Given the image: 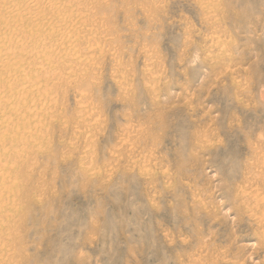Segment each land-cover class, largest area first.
Returning <instances> with one entry per match:
<instances>
[{
    "label": "rangeland",
    "instance_id": "374dc122",
    "mask_svg": "<svg viewBox=\"0 0 264 264\" xmlns=\"http://www.w3.org/2000/svg\"><path fill=\"white\" fill-rule=\"evenodd\" d=\"M41 1L0 0V264H264V0Z\"/></svg>",
    "mask_w": 264,
    "mask_h": 264
},
{
    "label": "bare ground",
    "instance_id": "6f19581e",
    "mask_svg": "<svg viewBox=\"0 0 264 264\" xmlns=\"http://www.w3.org/2000/svg\"><path fill=\"white\" fill-rule=\"evenodd\" d=\"M5 1H6V0H5ZM8 1H9V0H8ZM15 1H16V0H15ZM15 1L13 0L14 4H13V2H12L11 4H13V5H18V4L15 3ZM35 1H37V0H34V2H35ZM38 1H39V0H38ZM42 1H43V0H42ZM42 1H41V2H42ZM50 1H51V0H50ZM260 1L262 2V0H260ZM3 2H4V1H3ZM19 2H20V1H19ZM6 3H8V2H6ZM35 3H36V2H35ZM4 4H5V3H4ZM42 4H43V3H42ZM44 4H45V3H44ZM47 4H48V3H47ZM0 5H1V4H0ZM45 5H46V4H45ZM51 5H52V4H51ZM55 5H56V4H55ZM6 6H7V5H6ZM257 6H260V5H257ZM13 8H14V7H12V9H13ZM15 8H16V7H15ZM48 8H49V7H48ZM6 10H7V9H5V11H6ZM8 10H9V11H8L9 16H11L10 14H13V13L15 12V11L11 10V8L8 9ZM28 10H29V8H28ZM246 10H247V8H245L244 6L240 9V18H241V20H244L243 17L245 16ZM26 11H27V10H26ZM31 12H32V10H31ZM247 12H248V11H247ZM1 13H2V12H1ZM36 15H37V14H36ZM4 16H5V15H4ZM9 16H8V17H9ZM13 16H14V14H13ZM17 16H18V15H17ZM17 16H14V17H17ZM6 17H7V15H6ZM6 17H4V18H6ZM12 18H13V17H12ZM260 19H261V18H260ZM6 20H7V19H6ZM29 21H30V20H29ZM257 29H258V28H257ZM263 29H264V26L261 27V30H263ZM68 34H69V33H68ZM22 48H23V47H22ZM9 50H10V49H9ZM9 50H7V51H9ZM5 54H6V52H5ZM1 55H2V54H0V56H1ZM8 60H9V59H8ZM3 61H4V60H3ZM6 62H7V61H6ZM4 63H5V62H4ZM7 63H8V62H7ZM10 63H11V62H10ZM2 65H3V64H2ZM5 65H7V64H5ZM3 66H4V65H3ZM7 67H8V66H7ZM13 67H14V66H13ZM0 68H1V67H0ZM3 68H4V67H3ZM3 68H1V69H3ZM6 69H8V68H6ZM9 69H10V68H9ZM11 69H12V68H11ZM9 71H10V70H9ZM3 73H4V72H3ZM24 75H25V74H24ZM8 77L10 78V76H8ZM2 78H3V77H1V80H2ZM1 80H0V82H1ZM6 80H7V79H6ZM10 80H11V79H10ZM10 80H9V81H10ZM9 81H8V83H10V82L12 83V81H10V82H9ZM2 82H3V81H2ZM5 84H6V83H5ZM2 85H3V84H2ZM8 85H9V84H8ZM10 86H12V85H10ZM5 87H6V86H5ZM8 87H9V86H8ZM6 88H7V87H6ZM8 89H9V88H8ZM10 91H11V89H10ZM11 92H12V91H11ZM9 93H10V92H9ZM12 93H13V92H12ZM20 94H21V93H20ZM20 94H19V95H20ZM1 100H2V99L0 98V101H1ZM7 101H8V100H7ZM2 102H4V101H2ZM2 102H0V103L2 104ZM9 103H10V102H9ZM4 104H5V103H4ZM6 104H7V102H6ZM13 104H14V103H13ZM14 106H15V105H14ZM14 106H13V107H14ZM4 107H5V106H4ZM10 107H11V105H10ZM7 110H9V109H7ZM8 112H9V111H8ZM8 112H7V113H8ZM11 113H12V112H10L9 114H11ZM3 120H4V119H3ZM13 124H14V123H13ZM6 126H7V124H6ZM13 126H14V125H13ZM1 128H2V127H1ZM17 129H18V128H17ZM0 132H2V130H1ZM8 143H9V142H8ZM8 146H9V145H8ZM4 164H5V163H4ZM2 171H3V170H2ZM261 175H262V174H260L258 177H260ZM255 176H256V175H255ZM262 178H263V177H262ZM256 179H257V178H256ZM258 179H260V178H258ZM263 182H264V181H263ZM259 184H261V183H259ZM263 184H264V183H263ZM261 185H262V184H261ZM257 188H258V186H256V191H257ZM254 189H255V188H254ZM254 189H253V190H254ZM258 189H259V188H258ZM253 190H252V191H253ZM244 193H245V192H244ZM257 193H258V192H257ZM245 194H247V193H245ZM245 194H244V195H245ZM252 194H253V193H252ZM252 194H251V195H252ZM254 194H255V193H254ZM254 194H253V195H254ZM251 195H250V196H251ZM242 196H243V195H242ZM254 196H256V195H254ZM244 197H245V196H244ZM255 198H256V199H254V200L257 201V196H256ZM250 199H251V198H250ZM263 200H264V198H261L259 202L261 203ZM252 201H253V199H252ZM252 201H251V202H252ZM259 202H257V204L255 203V204L258 206V205H259V204H258ZM263 203H264V202H263ZM261 205H262V203H261ZM261 205H260V206H261ZM253 206H255V205H253ZM260 208H261V207H260ZM262 208H263V207H262ZM258 209H259V208H258ZM261 211H262V210H261ZM259 212H260V211H259ZM263 212H264V211H262V214H263ZM263 215H264V214H263ZM261 217L263 218V216H261ZM261 217H258V218L261 219ZM261 221L264 222V220H262V219L260 220V222H261ZM258 222H259V221H258ZM259 224H261V223H259ZM261 225H262V224H261ZM263 228H264V227H263ZM263 235H264V234H263ZM263 239H264V237H263Z\"/></svg>",
    "mask_w": 264,
    "mask_h": 264
}]
</instances>
